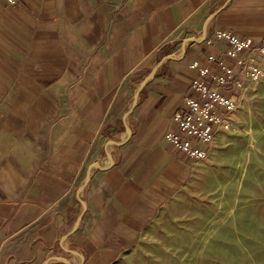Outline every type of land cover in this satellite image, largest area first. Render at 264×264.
Segmentation results:
<instances>
[{"label":"crops","instance_id":"1","mask_svg":"<svg viewBox=\"0 0 264 264\" xmlns=\"http://www.w3.org/2000/svg\"><path fill=\"white\" fill-rule=\"evenodd\" d=\"M225 1L0 0V264H145L155 228L172 244L158 264L212 260L214 248L176 229L202 162L165 135L177 132L189 66L224 58L218 30L264 46V0H229L179 48Z\"/></svg>","mask_w":264,"mask_h":264},{"label":"rangeland","instance_id":"2","mask_svg":"<svg viewBox=\"0 0 264 264\" xmlns=\"http://www.w3.org/2000/svg\"><path fill=\"white\" fill-rule=\"evenodd\" d=\"M243 84L241 107L213 156L202 162L191 184L192 206L176 228L189 230L193 246L214 248L207 264H264V75L257 91L248 79ZM153 234L145 264H158L160 250L172 245L168 236L157 237L156 228ZM205 258L199 255L198 264Z\"/></svg>","mask_w":264,"mask_h":264},{"label":"built area","instance_id":"3","mask_svg":"<svg viewBox=\"0 0 264 264\" xmlns=\"http://www.w3.org/2000/svg\"><path fill=\"white\" fill-rule=\"evenodd\" d=\"M5 1L10 6L18 4V0ZM216 36L228 45L225 59L216 60L209 55L206 64L193 62L189 66L195 77L190 93L184 98L183 110L173 114L177 132L165 135L176 151L193 162L206 161L216 135L232 126V118L240 109L246 92L239 74L251 83L257 82L263 74L264 46L254 48L249 40L225 30H218ZM211 63L215 64L214 69Z\"/></svg>","mask_w":264,"mask_h":264},{"label":"water","instance_id":"4","mask_svg":"<svg viewBox=\"0 0 264 264\" xmlns=\"http://www.w3.org/2000/svg\"><path fill=\"white\" fill-rule=\"evenodd\" d=\"M229 2V0H226L218 9H216L215 11H213L205 20H204V22L202 23V25L196 30V31H194L190 36H188L187 38H185L184 40H182L181 41V43H180V45H179V48L180 49H183L190 41H192L194 38H195V36L197 35V34H199L200 32H203L205 29H206V27L209 25V23L215 18V16L219 13V12H221L223 9H224V7L227 5V3ZM204 39V37L203 36H201V38H200V41H202ZM170 58H174V55L173 54H171V53H169V52H166L165 54H164V56L161 58V60L157 63V65L151 70V72L149 73V75L141 82V84L139 85V87H138V89H137V91H136V93H135V95H134V98H133V101H132V103H131V106H130V108H129V110H128V112H127V114H126V116H125V118L130 114V112L132 111V109H133V107H134V105H135V102H136V99H137V97H138V93H139V91H140V89L142 88V86L146 83V81L154 74V72L161 66V65H163L167 60H169ZM124 128H125V131H126V133L129 135L130 134V130H129V128L127 127V126H124ZM110 144H113V145H119L118 143H115V142H110ZM106 158H109V155L108 154H106ZM92 167H94V168H99V164H97V163H95V164H93L92 165ZM88 174H87V178H88ZM86 178V179H87ZM83 189V187H81L80 188V190H82ZM81 205H82V207L84 208L85 206H84V204L83 203H81ZM77 223H78V221L75 223V225H74V228H73V230L76 228V226H77ZM61 260H63L62 258H60ZM64 262H65V260H63ZM66 263V262H65Z\"/></svg>","mask_w":264,"mask_h":264},{"label":"bare ground","instance_id":"5","mask_svg":"<svg viewBox=\"0 0 264 264\" xmlns=\"http://www.w3.org/2000/svg\"><path fill=\"white\" fill-rule=\"evenodd\" d=\"M193 40H197V38L193 39Z\"/></svg>","mask_w":264,"mask_h":264}]
</instances>
